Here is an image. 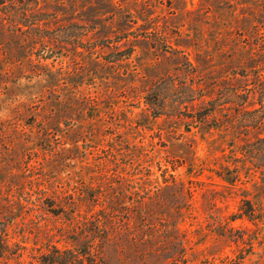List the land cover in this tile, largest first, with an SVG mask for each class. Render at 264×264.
Segmentation results:
<instances>
[{"label":"rangeland","instance_id":"1","mask_svg":"<svg viewBox=\"0 0 264 264\" xmlns=\"http://www.w3.org/2000/svg\"><path fill=\"white\" fill-rule=\"evenodd\" d=\"M259 73L264 0H0V264H264Z\"/></svg>","mask_w":264,"mask_h":264},{"label":"trees","instance_id":"2","mask_svg":"<svg viewBox=\"0 0 264 264\" xmlns=\"http://www.w3.org/2000/svg\"><path fill=\"white\" fill-rule=\"evenodd\" d=\"M252 61V65H256L255 64V60H251ZM259 67V66H257ZM256 66H252L253 69H258ZM254 94L258 97V100H257V105L260 107L259 109H256L254 110L255 113L258 112V114H262L264 115V75L263 74H260L258 75V78H257V84L255 86V90H254ZM258 116L256 119H255V122L258 123V122H264V116ZM261 125V123H260ZM256 149L258 151H263L264 152V138H259V140L257 141V144H256ZM243 211L242 213V216H246L248 217L249 219H251L249 217V213L247 210H241ZM227 264H240L239 262H235V261H232V262H229Z\"/></svg>","mask_w":264,"mask_h":264}]
</instances>
